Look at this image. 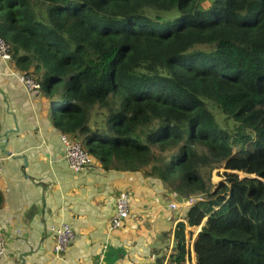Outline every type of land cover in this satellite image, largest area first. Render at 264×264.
<instances>
[{
	"label": "trees",
	"instance_id": "obj_1",
	"mask_svg": "<svg viewBox=\"0 0 264 264\" xmlns=\"http://www.w3.org/2000/svg\"><path fill=\"white\" fill-rule=\"evenodd\" d=\"M0 38L101 167L205 194L168 264H185L188 226L196 264H264V0H0ZM220 163L210 192L204 169Z\"/></svg>",
	"mask_w": 264,
	"mask_h": 264
},
{
	"label": "crops",
	"instance_id": "obj_2",
	"mask_svg": "<svg viewBox=\"0 0 264 264\" xmlns=\"http://www.w3.org/2000/svg\"><path fill=\"white\" fill-rule=\"evenodd\" d=\"M20 74L0 54V230L7 240L0 264H168L184 219L167 205L180 197L143 171L105 169L95 158L83 171L72 170L62 132L50 120L51 100L40 89L29 91ZM122 191L131 198L130 216L110 232ZM61 222L75 238L56 256L50 226ZM188 248L185 264H196L193 244Z\"/></svg>",
	"mask_w": 264,
	"mask_h": 264
},
{
	"label": "built area",
	"instance_id": "obj_3",
	"mask_svg": "<svg viewBox=\"0 0 264 264\" xmlns=\"http://www.w3.org/2000/svg\"><path fill=\"white\" fill-rule=\"evenodd\" d=\"M0 54L5 59H11L8 51V44L0 38ZM20 79L29 91H37L40 89V84L32 76L20 74ZM60 139L64 145L65 157L72 170L79 172L93 164L94 158L92 155L83 148L82 142L69 134L61 133ZM4 157L0 153V176L3 172ZM205 201V194L199 193L187 197L174 199L167 205L171 210L180 211L188 209L192 205ZM131 212V198L127 191L119 193L116 199V208L112 219L109 224V231L120 229L124 222L129 218ZM185 220V218H184ZM51 231L54 233L56 242L54 244V251L56 256L69 246L70 242L75 238L73 227L65 222L52 224ZM7 240L2 230H0V257L6 252ZM98 264H107L101 260Z\"/></svg>",
	"mask_w": 264,
	"mask_h": 264
},
{
	"label": "rangeland",
	"instance_id": "obj_4",
	"mask_svg": "<svg viewBox=\"0 0 264 264\" xmlns=\"http://www.w3.org/2000/svg\"><path fill=\"white\" fill-rule=\"evenodd\" d=\"M214 112V114L216 115V118L218 120V122L220 123L221 127L227 129L229 132H233L234 130V121L232 119H228L226 118V116L223 114V112L218 109L216 106H213V108H211ZM103 113V110H94L93 111V116L91 118V124L94 122V120L96 119L97 121H99L100 124V116L98 113ZM105 113V112H104ZM100 114V115H101ZM238 149H234L233 151H237ZM225 168L223 167V163L218 164V166L214 167V168H210L207 167L204 169V175L206 176V178H209V190L210 192H213L215 190V187L217 186V184L224 180V172H225ZM143 171V174H145V171ZM240 177H245V176H249L248 174L244 173V172H238ZM168 204V203H167ZM166 204V205H167ZM169 208V206H168ZM174 216H176V218L182 217V219H184L183 215V209L178 211L177 213H173ZM176 229V228H175ZM197 227H191L188 226L186 228V233H187V247L190 245V243L193 244L196 236H197ZM200 230V227H199ZM199 232V231H198ZM192 240H190V239Z\"/></svg>",
	"mask_w": 264,
	"mask_h": 264
},
{
	"label": "water",
	"instance_id": "obj_5",
	"mask_svg": "<svg viewBox=\"0 0 264 264\" xmlns=\"http://www.w3.org/2000/svg\"><path fill=\"white\" fill-rule=\"evenodd\" d=\"M252 176H254V175H252ZM198 234V233H197ZM196 239V238H195ZM195 241V240H194ZM193 246H194V244H193Z\"/></svg>",
	"mask_w": 264,
	"mask_h": 264
}]
</instances>
